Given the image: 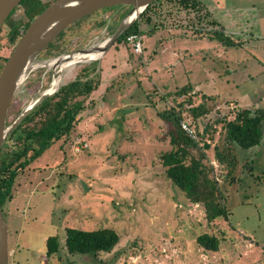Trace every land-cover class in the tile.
Here are the masks:
<instances>
[{"label": "rangeland", "instance_id": "obj_1", "mask_svg": "<svg viewBox=\"0 0 264 264\" xmlns=\"http://www.w3.org/2000/svg\"><path fill=\"white\" fill-rule=\"evenodd\" d=\"M199 1L214 19L219 17L226 35L239 27L253 41L223 46L212 41L211 26L186 28L193 15L161 0L151 14L155 25L139 22L144 32L141 55L115 43L99 60L60 72L58 89L84 67L96 69L92 77L100 84L86 100L89 108L80 116L65 153L55 145L33 163L42 169L44 191L29 197L22 212L15 214L10 203L5 205L8 264H264V179H257L264 178V134L259 146L236 149L242 181L221 186L230 210L228 222L208 224L203 208L182 197L160 163V155L169 149L170 125L158 113L173 105L160 96L192 84L216 98L209 103L210 114L198 123L201 131L212 126L216 142L221 130L216 120L232 118L236 107H264V69L259 65L264 58L252 46L254 35L264 31L263 23L253 27L252 14L264 15V0ZM128 10L103 9L74 23L54 45L55 54L105 41ZM21 16L17 9L12 18ZM2 31L6 33L5 27ZM41 53L33 65L56 57ZM56 71L41 67L29 72L11 103L27 107L51 86ZM76 140H84L86 148L77 152L72 144ZM215 143L208 140L206 148L212 164ZM247 162H252L250 172L243 167ZM219 173L217 169L215 175ZM67 228H111L120 241L97 257H64L62 252V259L59 254L47 258L46 240L58 236L63 246ZM202 233L221 239L218 252L208 254L196 245L194 237Z\"/></svg>", "mask_w": 264, "mask_h": 264}, {"label": "trees", "instance_id": "obj_2", "mask_svg": "<svg viewBox=\"0 0 264 264\" xmlns=\"http://www.w3.org/2000/svg\"><path fill=\"white\" fill-rule=\"evenodd\" d=\"M54 1L22 0L12 11L2 27V29L5 27L6 33L0 30V71L30 23ZM159 1L161 0H153L116 43L127 45L128 35H144V32L140 31L139 22L142 20L153 23L151 14ZM165 1L179 7L178 10L182 9L188 15H193L186 28L189 26L199 28L206 23L207 26L212 27L211 32H208L213 36L212 41H217L226 47L241 45L240 42L224 35L213 15L199 0ZM17 9L22 10V16L15 20L12 15ZM114 31L115 29L112 30L113 33ZM64 32L41 54L46 53L44 56L47 58L59 56V53L54 52L56 48L54 45ZM51 49H54V53L50 51ZM130 52L132 53L131 49ZM95 71V68L92 70L88 67L82 68L73 81L61 86L52 97L35 108L3 144L0 168V209L3 219L5 218L4 207L12 201L16 185L29 167L55 145H58L59 150L65 153L64 146L71 140V135L81 119L80 116L89 108L85 104L86 100L97 91L100 84L99 79L92 77ZM198 97L200 100L195 103ZM166 98H170L173 105L158 113L160 118L170 125L169 149L160 155L164 176L181 192L186 201L203 208L208 224L221 220L228 222L230 210L221 186L241 183L242 180L237 175L239 160L236 149L248 151L260 145L264 134V107L239 109L236 107V110L231 113L232 118L222 117L216 120L215 125L221 127L220 136L216 142L212 126L208 125L201 131L198 124L201 119L210 114L209 103L214 102L216 98L202 94L192 84H186L173 93L160 96L162 101ZM20 108V105L11 103L7 119L11 117L13 122L20 114ZM182 124H185L189 131L185 130ZM6 125H9L8 120ZM208 140L212 143L216 142L211 149L214 164L211 163L209 151L205 148ZM72 144H75V141ZM250 165L252 162H247L243 167L250 172L253 170ZM217 169L220 172L218 176L215 175ZM65 234L63 246L60 245L58 236L48 237L45 246L47 258L59 254L58 257L62 259V252L65 253L64 257L74 255L97 257L100 253L110 252L120 241L119 234L111 228L91 231L67 228ZM220 240L217 235L210 233H202L194 237L196 245L208 254L219 251Z\"/></svg>", "mask_w": 264, "mask_h": 264}, {"label": "water", "instance_id": "obj_3", "mask_svg": "<svg viewBox=\"0 0 264 264\" xmlns=\"http://www.w3.org/2000/svg\"><path fill=\"white\" fill-rule=\"evenodd\" d=\"M22 0H0V30L7 18ZM153 0H55L42 11L28 26L20 40L11 51L7 61L0 71V168L1 148L9 135L20 123L46 99L57 91L49 92L50 86L36 100L25 107L9 126L6 125L12 97L18 87L27 78L28 73L43 66L33 65L38 55L51 44L62 32L74 23L87 18L103 9L127 7L128 12L119 22L114 33L105 41L94 47L78 49L67 54H61L51 60L59 65L74 58L99 53L90 61H78L76 64L97 61L110 50L116 41L137 21L142 12ZM57 69V68H56ZM58 74V70L55 72ZM25 76V78H24ZM208 144L205 148H208ZM0 264H8V229L0 209Z\"/></svg>", "mask_w": 264, "mask_h": 264}, {"label": "crops", "instance_id": "obj_4", "mask_svg": "<svg viewBox=\"0 0 264 264\" xmlns=\"http://www.w3.org/2000/svg\"><path fill=\"white\" fill-rule=\"evenodd\" d=\"M209 13H211L213 15V13L211 11H208ZM256 11L253 12L252 14V18H253V27L256 28L257 26V22H258V28H259V24L263 23L264 24V15H259V13H255ZM219 17L216 16L215 20L217 21V23L219 24L220 28L223 30L224 35L225 34V30L221 27L220 21H218ZM238 29L236 31H234L233 36L231 34L230 37L231 39L236 40L237 42H240L242 46L244 44V42H249V41H253L249 38H245L246 33H242L244 32L243 29L240 30L239 27H237ZM261 29V27H260ZM228 31V30H227ZM228 33V32H226ZM257 34V35H256ZM254 35V45L253 49L256 50V52H259V55L262 56V58H264V31H258V33H256ZM249 39L247 41H239V39ZM259 65H262L261 67L264 69V63H261L259 61ZM41 168L38 166V164H33V166L31 167V169L29 171H26L25 174L23 175L24 178L23 179H19L17 185H16V190L14 193V197L12 199L10 203V207L12 210L15 211V214L18 213L19 211L22 212L27 208V204L29 203V197H33L35 195H39L40 193H42V191H44L43 189L40 188V184H42L41 182H43L41 180V178L39 179V174L41 172Z\"/></svg>", "mask_w": 264, "mask_h": 264}, {"label": "bare ground", "instance_id": "obj_5", "mask_svg": "<svg viewBox=\"0 0 264 264\" xmlns=\"http://www.w3.org/2000/svg\"><path fill=\"white\" fill-rule=\"evenodd\" d=\"M98 55H99V53H92V54L80 57V59H78V57H76L73 60L68 61L66 63H63L62 65H59V66H58V63L56 62V60H51L49 62L40 63L39 64L40 66L47 67V68H53V69L57 68V70H58V74H56V76L54 77L53 82L50 86L49 92H53L59 86L60 72L66 70V69H67V71H71L76 62H78V61H81V62L90 61V60L97 58ZM24 78H25V76H24Z\"/></svg>", "mask_w": 264, "mask_h": 264}, {"label": "built area", "instance_id": "obj_6", "mask_svg": "<svg viewBox=\"0 0 264 264\" xmlns=\"http://www.w3.org/2000/svg\"><path fill=\"white\" fill-rule=\"evenodd\" d=\"M126 43L134 55L139 56L142 54L143 43H142V36L141 35H139V34L128 35L126 37ZM182 126L185 130L189 131L185 124H182ZM85 145H86V143L84 142V140H76L74 147H75V150L77 152H79L80 150L86 148Z\"/></svg>", "mask_w": 264, "mask_h": 264}, {"label": "flooded vegetation", "instance_id": "obj_7", "mask_svg": "<svg viewBox=\"0 0 264 264\" xmlns=\"http://www.w3.org/2000/svg\"><path fill=\"white\" fill-rule=\"evenodd\" d=\"M24 108H25V107H23V108L21 107V108H20V109H21V111H22ZM32 112H33V111H32ZM7 117H8V115H7ZM10 118H11V117H9V119H10ZM7 120H8V119H7Z\"/></svg>", "mask_w": 264, "mask_h": 264}]
</instances>
